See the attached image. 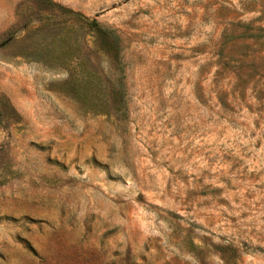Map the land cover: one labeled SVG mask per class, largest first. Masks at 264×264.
<instances>
[{
    "label": "rangeland",
    "instance_id": "1",
    "mask_svg": "<svg viewBox=\"0 0 264 264\" xmlns=\"http://www.w3.org/2000/svg\"><path fill=\"white\" fill-rule=\"evenodd\" d=\"M52 1L0 0V264H264V34L227 39L264 0ZM67 9L117 32L123 119L59 86L97 64Z\"/></svg>",
    "mask_w": 264,
    "mask_h": 264
},
{
    "label": "trees",
    "instance_id": "2",
    "mask_svg": "<svg viewBox=\"0 0 264 264\" xmlns=\"http://www.w3.org/2000/svg\"><path fill=\"white\" fill-rule=\"evenodd\" d=\"M47 1L57 6L52 0ZM67 10L71 19L80 21L89 31L87 34L91 39L83 40L85 43L84 50L85 52L89 51V43L94 45L97 64L95 69L89 70L82 66L87 63L89 57L74 55L68 60L70 65L66 68L70 69L67 77L60 82L59 86L70 96L79 100L84 111L123 119L126 115L127 100L123 64L120 57L121 47L117 32L112 27L100 24L95 18H88L71 9ZM52 24L55 25L56 22L54 21ZM249 28V24H244L241 32L230 33L227 39L256 37L264 34V31L262 33L247 31ZM36 48H38L36 49V60L50 64L41 53L43 47L38 46ZM102 61L105 62V66L102 65ZM74 65L79 67L71 68ZM93 76H95V82H93Z\"/></svg>",
    "mask_w": 264,
    "mask_h": 264
}]
</instances>
